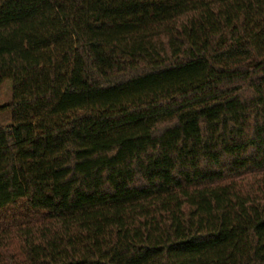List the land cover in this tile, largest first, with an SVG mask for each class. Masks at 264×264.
Listing matches in <instances>:
<instances>
[{
  "label": "trees",
  "instance_id": "1",
  "mask_svg": "<svg viewBox=\"0 0 264 264\" xmlns=\"http://www.w3.org/2000/svg\"><path fill=\"white\" fill-rule=\"evenodd\" d=\"M0 264H264V0H0Z\"/></svg>",
  "mask_w": 264,
  "mask_h": 264
},
{
  "label": "rangeland",
  "instance_id": "2",
  "mask_svg": "<svg viewBox=\"0 0 264 264\" xmlns=\"http://www.w3.org/2000/svg\"><path fill=\"white\" fill-rule=\"evenodd\" d=\"M11 101V82L4 81L0 84V107L6 106ZM11 125V113L5 112L0 114V126L8 127Z\"/></svg>",
  "mask_w": 264,
  "mask_h": 264
}]
</instances>
